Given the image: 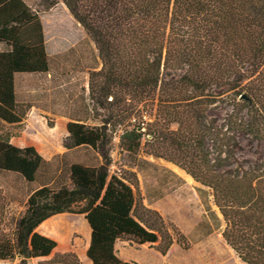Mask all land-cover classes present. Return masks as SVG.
Returning <instances> with one entry per match:
<instances>
[{"label": "trees", "instance_id": "trees-1", "mask_svg": "<svg viewBox=\"0 0 264 264\" xmlns=\"http://www.w3.org/2000/svg\"><path fill=\"white\" fill-rule=\"evenodd\" d=\"M59 1L96 47L101 68L89 73V98L108 112L98 126L68 122L63 147L100 152L103 162L72 163L62 173L49 168L56 158L14 147L16 135L0 133V172L32 187L18 217L6 224L0 209V264L48 257L56 243L35 230L64 213L84 216L91 264H135L116 256L118 241L160 240L165 254L172 239L157 213L137 202L130 181L109 174L107 126L126 120L121 148L136 156L142 137L149 136L148 154L197 182L208 211L211 196L222 218L221 236L236 256L245 264H264V158L246 165L235 160L237 135L264 144V0ZM48 71L38 15L23 0H0L1 122L16 125L23 118L16 77ZM218 98L230 107L222 122L206 116ZM46 264L79 262L69 253Z\"/></svg>", "mask_w": 264, "mask_h": 264}, {"label": "rangeland", "instance_id": "rangeland-1", "mask_svg": "<svg viewBox=\"0 0 264 264\" xmlns=\"http://www.w3.org/2000/svg\"><path fill=\"white\" fill-rule=\"evenodd\" d=\"M23 1L40 19L49 71L43 75L16 77V95L23 118L16 125L0 121V133L16 135L11 144L14 147H32L43 159L56 158L49 168H61L62 173L72 163L100 164L103 162L100 152L86 148L66 151L63 147L68 122L79 120L88 126H98L108 116L107 111L89 98V73L101 68L96 47L59 0ZM219 92L212 90L214 94ZM220 98L208 108L209 120L222 122L230 111L226 101ZM149 112L153 113L154 109ZM141 120L151 123L153 118L142 116ZM129 125L126 120L114 128L113 124L107 126L110 142L105 157L109 162V174L130 181L137 202L157 213L172 242L165 254H161L159 247H164L166 242L160 240L143 245L118 241L116 256L135 264H245L223 240L222 218L211 196L207 197L208 211L199 195L201 187L197 182L172 162L148 154L149 136L142 137L136 156L121 148L120 137ZM236 142L238 163L246 165L264 158L263 143L244 135H237ZM31 190L32 187L18 176L0 172V209L2 207L5 213L6 224L23 213V204ZM180 236L183 237L181 244L178 242ZM4 264H17V260Z\"/></svg>", "mask_w": 264, "mask_h": 264}, {"label": "crops", "instance_id": "crops-1", "mask_svg": "<svg viewBox=\"0 0 264 264\" xmlns=\"http://www.w3.org/2000/svg\"><path fill=\"white\" fill-rule=\"evenodd\" d=\"M10 143L13 144L12 140ZM35 231L41 236L54 240L57 245L48 257L31 259L28 264H46L57 254L64 253L75 254L81 264H91L86 257L90 228L83 215L67 213L54 215L42 222Z\"/></svg>", "mask_w": 264, "mask_h": 264}, {"label": "water", "instance_id": "water-1", "mask_svg": "<svg viewBox=\"0 0 264 264\" xmlns=\"http://www.w3.org/2000/svg\"><path fill=\"white\" fill-rule=\"evenodd\" d=\"M239 99H240V100H245L246 98H245L244 95H241V96L239 97Z\"/></svg>", "mask_w": 264, "mask_h": 264}]
</instances>
